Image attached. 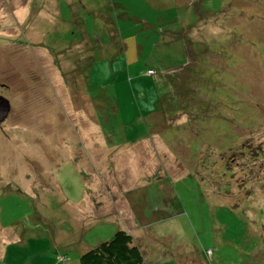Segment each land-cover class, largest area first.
I'll use <instances>...</instances> for the list:
<instances>
[{"label": "rangeland", "instance_id": "rangeland-1", "mask_svg": "<svg viewBox=\"0 0 264 264\" xmlns=\"http://www.w3.org/2000/svg\"><path fill=\"white\" fill-rule=\"evenodd\" d=\"M0 95V264H264V0H0Z\"/></svg>", "mask_w": 264, "mask_h": 264}, {"label": "trees", "instance_id": "trees-1", "mask_svg": "<svg viewBox=\"0 0 264 264\" xmlns=\"http://www.w3.org/2000/svg\"><path fill=\"white\" fill-rule=\"evenodd\" d=\"M148 70L152 69H147L146 74ZM78 262L79 264H148L132 235L122 229H117L110 239L100 241L96 246L84 251L79 256Z\"/></svg>", "mask_w": 264, "mask_h": 264}, {"label": "water", "instance_id": "water-1", "mask_svg": "<svg viewBox=\"0 0 264 264\" xmlns=\"http://www.w3.org/2000/svg\"><path fill=\"white\" fill-rule=\"evenodd\" d=\"M10 102L7 98L0 95V123L3 122L10 112Z\"/></svg>", "mask_w": 264, "mask_h": 264}, {"label": "built area", "instance_id": "built-area-1", "mask_svg": "<svg viewBox=\"0 0 264 264\" xmlns=\"http://www.w3.org/2000/svg\"><path fill=\"white\" fill-rule=\"evenodd\" d=\"M147 72L149 73V72H152V71H151V70H148ZM209 251H210V250H209ZM62 259H64V258L62 257Z\"/></svg>", "mask_w": 264, "mask_h": 264}]
</instances>
